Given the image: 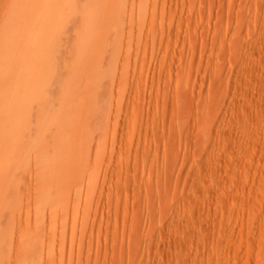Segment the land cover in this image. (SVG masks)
<instances>
[{"label":"rangeland","instance_id":"374dc122","mask_svg":"<svg viewBox=\"0 0 264 264\" xmlns=\"http://www.w3.org/2000/svg\"><path fill=\"white\" fill-rule=\"evenodd\" d=\"M0 264H264V0H0Z\"/></svg>","mask_w":264,"mask_h":264}]
</instances>
